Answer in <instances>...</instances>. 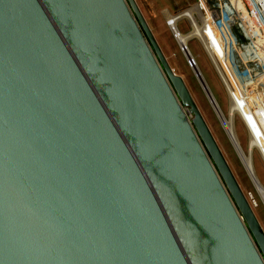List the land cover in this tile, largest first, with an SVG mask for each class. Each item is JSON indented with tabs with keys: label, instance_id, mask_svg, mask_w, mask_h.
Returning <instances> with one entry per match:
<instances>
[{
	"label": "water",
	"instance_id": "1",
	"mask_svg": "<svg viewBox=\"0 0 264 264\" xmlns=\"http://www.w3.org/2000/svg\"><path fill=\"white\" fill-rule=\"evenodd\" d=\"M0 264H264L135 0H0Z\"/></svg>",
	"mask_w": 264,
	"mask_h": 264
},
{
	"label": "rangeland",
	"instance_id": "2",
	"mask_svg": "<svg viewBox=\"0 0 264 264\" xmlns=\"http://www.w3.org/2000/svg\"><path fill=\"white\" fill-rule=\"evenodd\" d=\"M135 1L139 9L141 10L145 20L147 21L151 31L153 32L155 40L157 41L168 65L171 67L175 74L182 78L183 82L185 83L195 103V106L203 117L207 127L209 128V131L211 132L223 157L225 158L229 168L231 169L241 191L245 195L248 203L250 204L262 231L264 232V204L262 202L261 196L256 191V188L253 182L251 181L249 175L247 174L236 151L234 150L223 125L220 123V120L218 119L212 106L208 102V99L204 94L200 83L195 76V73L193 72L194 70H192V68L188 65L187 59L185 58L184 54L179 50L178 43L173 38L168 26L165 24V20L162 14V11L164 9H167L170 13L173 14L178 10L185 8L186 6L191 4L193 0ZM180 27L181 30L187 31L188 25L181 23ZM232 33L237 38V42L239 44V46L236 45V47H240V49L245 52L247 47H243V45L246 46L247 43L241 37V40L243 41L241 44V40L238 35L239 32L236 27L232 28ZM222 45L223 40L221 35L215 34L214 38L211 40V46L214 48L215 51H210L213 57L215 54L220 56V58L224 61L227 73L228 69L231 74L237 73L238 71H240V69H243V61L241 58L242 51H236L235 48V51H231L232 56H230V58L228 57L227 62H225V53H223L224 51H222ZM188 46L190 48L191 56L193 57L197 64V67L201 71L204 81L212 92L216 103L222 111V114L227 119L230 107V100L227 92H230V90L228 89V87H224L221 75L219 73L221 72L220 68L223 67L221 65L219 66V64L215 60L219 68L218 72L209 54L204 51L202 46L195 39L190 40ZM226 66L228 67V69ZM226 70L224 74H226ZM226 85L229 86V84ZM235 86L237 87L238 92L240 93L238 85L235 84ZM244 106L249 110L248 113L250 115L252 114L251 117H254V112L252 111L250 104L244 103ZM252 107H254V109L256 110L255 106ZM239 114L240 113H235L232 120V125L238 144L246 155L248 150L247 129L244 125V122L239 117ZM257 129L259 132V125L257 126ZM251 164L258 182L262 184V186H264V162L262 161L257 151L252 150L251 152Z\"/></svg>",
	"mask_w": 264,
	"mask_h": 264
},
{
	"label": "built area",
	"instance_id": "3",
	"mask_svg": "<svg viewBox=\"0 0 264 264\" xmlns=\"http://www.w3.org/2000/svg\"><path fill=\"white\" fill-rule=\"evenodd\" d=\"M165 24L168 26L173 38L178 43L179 50L187 59L188 65L192 68L197 64L191 52L189 59L186 51L190 48V40H196L207 51L209 45L210 51H215L211 46V27L220 34L223 39V51L226 62L228 57L232 56L231 51H242V66L237 73H230L227 76L233 84L240 87L241 98L246 104H250L254 117L260 127V138L256 139L253 151H257L264 162V0H193L191 4L170 13L167 9L162 11ZM187 24V31L181 30L180 24ZM236 27L239 37L246 41L245 52L240 49L237 38L232 33V28ZM253 32V35H251ZM180 36H187L184 44L179 42ZM257 38L263 40V49L260 50L254 42ZM206 40V44L203 43ZM241 40V44H242ZM237 43V44H236ZM240 44V45H241ZM232 67V66H231ZM234 71V70H233ZM242 90V91H241ZM255 106L256 110L254 109ZM242 119L247 129V135L250 136V130L246 120Z\"/></svg>",
	"mask_w": 264,
	"mask_h": 264
},
{
	"label": "bare ground",
	"instance_id": "4",
	"mask_svg": "<svg viewBox=\"0 0 264 264\" xmlns=\"http://www.w3.org/2000/svg\"><path fill=\"white\" fill-rule=\"evenodd\" d=\"M210 31H211V35L214 38V36L216 34V31L214 29H212V27H211ZM251 35H253V32H251ZM186 40H187V36H180L179 37V42L181 44H184L186 42ZM254 42L258 45L257 47L260 50L263 49V40L261 38H257L256 41H254ZM203 43L206 44V40L203 39ZM207 50L208 51H206V52L211 57V59L213 61V64L217 68L218 72H219V68L217 66V63L219 64V66L221 65L223 67V68H220L221 72H219V73L221 75V78H222L224 87H228V89L231 92L230 93L227 90L228 91L227 93L229 95V100H230V107H229V112H228L229 115H228V118L227 119L222 114V111L219 108L218 104L216 103L215 98H214L212 92L210 91L209 87L208 86L205 87V85L203 84V82L201 84V77L203 78V76H202L201 71L199 70V68L196 67L195 65H193L192 66V70H194L193 72L195 73V76H196L197 80L199 81L200 86H201L204 94L206 95V97L208 99V102L212 106L214 112L216 113L218 119L220 120V123L223 125V127H224V129H225V131L227 133V136H228V138H229V140H230V142H231V144H232V146L234 148V150L236 151V153H237L240 161L242 162V164H243V166H244L247 174L249 175L251 181L253 182V184H254V186L256 188V191L261 196L262 202L264 204V186H262V184H260L258 182V180H257V178L255 176V173L253 171L252 164H251V152H252V150H253V148L255 146L256 139L260 138V140H261L260 131L258 132V129H257V126L259 124L256 121V118L255 117H251L249 120H246L247 125L249 127V130H250V133L251 134L248 137V150H247V154L245 155V153L243 152V150L239 146L238 141H237V139L235 137V132L233 130L232 120H233V117H234L235 113H240L239 114V117L242 118V119H245V117L246 118L249 117L250 116V114L248 113L249 110L244 106V103L245 102L240 97L241 96V93L238 92L237 87L227 77V76H229V74L227 73V70L225 68L224 61L217 54H215L214 57H213L212 53L210 52L209 45L207 47ZM222 51H223V45H222ZM185 53H186V55L188 56V59H189V53H190V51L189 52L186 51ZM215 60L217 61V63H216ZM225 62H226V59H225ZM223 69H224V72H223ZM225 70H226V74H224L225 73ZM203 80H204V78H203ZM226 84H229V86H227ZM239 90H240V87H239ZM240 107H241V109H240ZM253 115H254V113H253Z\"/></svg>",
	"mask_w": 264,
	"mask_h": 264
}]
</instances>
